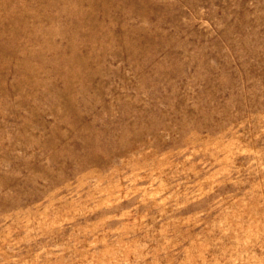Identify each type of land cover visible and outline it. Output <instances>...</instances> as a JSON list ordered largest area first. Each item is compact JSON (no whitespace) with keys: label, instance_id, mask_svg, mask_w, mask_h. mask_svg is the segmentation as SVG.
Listing matches in <instances>:
<instances>
[{"label":"rangeland","instance_id":"rangeland-1","mask_svg":"<svg viewBox=\"0 0 264 264\" xmlns=\"http://www.w3.org/2000/svg\"><path fill=\"white\" fill-rule=\"evenodd\" d=\"M0 264H264V0H0Z\"/></svg>","mask_w":264,"mask_h":264}]
</instances>
